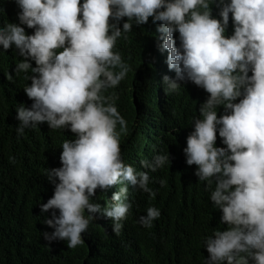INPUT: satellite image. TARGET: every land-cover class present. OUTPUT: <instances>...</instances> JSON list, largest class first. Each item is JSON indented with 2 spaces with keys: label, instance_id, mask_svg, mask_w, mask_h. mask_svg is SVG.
Listing matches in <instances>:
<instances>
[{
  "label": "clouds",
  "instance_id": "9594fccd",
  "mask_svg": "<svg viewBox=\"0 0 264 264\" xmlns=\"http://www.w3.org/2000/svg\"><path fill=\"white\" fill-rule=\"evenodd\" d=\"M15 3L19 9L11 19L0 21V52H12L17 74L31 70L32 75L25 76L30 86L22 89L33 101L30 108L21 104L16 110L17 135L29 128L47 130L43 123L75 134L74 140L62 144V166L47 169L54 194L40 210L42 215L51 210L44 223L54 231L42 233L43 238L49 243L67 241L68 248L76 249L90 241L99 222L105 223L102 230L120 234L135 200L129 188L154 197L149 172L171 164L168 152L142 160L149 171L122 162L117 126L126 132L127 122L115 104L118 97L105 95L132 71L114 51L118 39L151 17L153 24L160 22L158 50L167 51L168 69L175 73L174 78L163 77L165 92L178 93L191 82L210 94L199 108L202 119L194 120L193 131L196 110L182 109L190 114L184 130L191 133L173 166L176 174L188 169L190 176L181 179L178 188L166 187L164 204L195 200L194 189L186 183L194 178L207 182L226 229L217 231L216 222L203 235L209 253L205 264H264V0ZM212 5L220 9L219 19L213 17ZM229 14L233 34L226 37ZM9 64L0 69V99L5 104L15 99L19 84ZM217 133L226 147L215 146ZM3 162L0 157V196L5 192ZM171 182L176 185L173 178ZM117 185L122 187L106 205L93 200L97 190L105 193ZM160 217L161 211L150 207L138 222L151 228Z\"/></svg>",
  "mask_w": 264,
  "mask_h": 264
},
{
  "label": "trees",
  "instance_id": "16d2710c",
  "mask_svg": "<svg viewBox=\"0 0 264 264\" xmlns=\"http://www.w3.org/2000/svg\"><path fill=\"white\" fill-rule=\"evenodd\" d=\"M18 9L15 0H0V21L10 20ZM211 11L213 17L219 19L220 9L212 5ZM123 22H127V18L121 22V27ZM159 23L153 24L150 17L147 24H134L131 32L118 39L114 51L132 71L117 88L109 89L105 95L118 97L115 104L127 122L126 132H121L117 126L122 162L137 171H149L141 166V161H150L155 155L168 152L171 164L155 173L149 172L152 178L149 187L154 197L129 188L135 200L129 201L133 207L120 234L102 230L105 223L99 222L92 229L90 241L76 249L68 248L67 241L49 243L43 238L42 233L54 230L44 223L51 218V210L43 215L40 210V205L47 203L54 194V185L46 176L47 169L62 166V144L74 140L75 134L69 130H52L43 123L47 130L29 128L22 136L17 135L16 110L21 104L30 108L33 103L22 89L23 85L30 86L31 81L25 76L32 73L29 70L17 74L14 71L17 60H13L12 52H0V69L10 61L12 77L19 83L14 100L5 104L0 99V157L4 160L5 172V192L0 196V264H205L209 253L204 247L206 237H202L216 222L219 224L217 231H221L218 215L221 211L210 200L207 182L191 179L186 184L194 189L195 200L172 201L169 207L165 206L162 193L166 187H179L181 179L190 176L188 169L176 174L173 166L177 156L184 154L185 141L191 133L184 130L190 122V114L188 111L184 114L182 109L195 108L191 121L193 131L194 120L202 119L199 108L210 94L191 82L184 83L178 93L165 92L163 77L174 78L175 73L168 69L166 50L161 54L157 47L162 43L156 33ZM232 34L229 14L225 35ZM178 35L175 33L174 38ZM238 102L239 99L234 101ZM221 114L223 106L217 110L218 118ZM172 178L176 185L171 182ZM120 187L117 185L105 193L97 190L93 200L101 206L106 205ZM150 207L159 209L161 217L151 228H144L138 221ZM184 217L195 224L190 228L192 223L187 225Z\"/></svg>",
  "mask_w": 264,
  "mask_h": 264
},
{
  "label": "bare ground",
  "instance_id": "6f19581e",
  "mask_svg": "<svg viewBox=\"0 0 264 264\" xmlns=\"http://www.w3.org/2000/svg\"><path fill=\"white\" fill-rule=\"evenodd\" d=\"M166 54H167V51H166ZM187 141V140H186ZM185 141V142H186ZM216 147H226V145H224L223 143H222V138H220L219 137V134L217 133V142H216V145H215ZM218 215L221 217L222 216V212H219L218 213ZM184 219H185V222H186V224L187 225H189L190 223H192V222H187L186 221V217H184ZM195 223L193 222L192 224H191V226H190V228L194 225ZM226 225H224V224H222L221 223V231H223V230H225L226 228Z\"/></svg>",
  "mask_w": 264,
  "mask_h": 264
},
{
  "label": "rangeland",
  "instance_id": "374dc122",
  "mask_svg": "<svg viewBox=\"0 0 264 264\" xmlns=\"http://www.w3.org/2000/svg\"><path fill=\"white\" fill-rule=\"evenodd\" d=\"M167 55H168V53H167Z\"/></svg>",
  "mask_w": 264,
  "mask_h": 264
}]
</instances>
